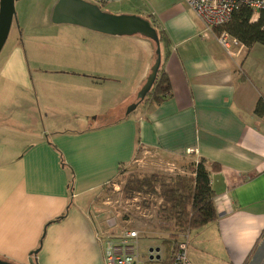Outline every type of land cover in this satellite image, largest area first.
Instances as JSON below:
<instances>
[{
  "label": "crops",
  "instance_id": "crops-1",
  "mask_svg": "<svg viewBox=\"0 0 264 264\" xmlns=\"http://www.w3.org/2000/svg\"><path fill=\"white\" fill-rule=\"evenodd\" d=\"M57 1L15 2L0 52V264H102L120 233L96 202L139 150L153 153L140 159L152 174L204 161L217 218L187 233L191 264H264V45L225 50L182 0H107L103 11L146 19L166 40L170 97L126 114L155 44L53 24Z\"/></svg>",
  "mask_w": 264,
  "mask_h": 264
},
{
  "label": "trees",
  "instance_id": "trees-1",
  "mask_svg": "<svg viewBox=\"0 0 264 264\" xmlns=\"http://www.w3.org/2000/svg\"><path fill=\"white\" fill-rule=\"evenodd\" d=\"M100 8L102 10L103 7ZM251 19L252 12L246 7H241L234 13L230 22L213 30L217 34L222 31L227 32L247 48L254 44L264 45V11L259 13V18L255 22H252ZM153 28L156 30L161 45L166 41L165 36L154 26ZM170 95L169 81L160 63L156 79L146 96H150L151 102L154 104H160ZM142 101L137 99L136 103L140 104ZM254 113L259 117H264L263 99L257 102ZM124 167L120 168V172ZM188 169L189 176L169 177L156 173L143 177L131 175L127 178L123 188L125 199L141 195L155 196L162 200L158 211L161 219L159 222L161 230L168 233L167 240H163L164 250L166 249L168 253L171 251V255L175 250L176 243L181 240L183 235H187L191 230L205 227L217 218L213 204L214 193L204 161L200 160L196 164L191 163ZM164 261V263L168 261L166 256ZM171 262L172 256L169 260V263Z\"/></svg>",
  "mask_w": 264,
  "mask_h": 264
},
{
  "label": "rangeland",
  "instance_id": "rangeland-1",
  "mask_svg": "<svg viewBox=\"0 0 264 264\" xmlns=\"http://www.w3.org/2000/svg\"><path fill=\"white\" fill-rule=\"evenodd\" d=\"M100 7L103 6L100 5ZM83 32L84 31L81 32L78 29V34L76 38L77 37L82 38L83 36H85L86 34H84ZM14 33H15V28L11 30L10 33L11 38L14 36ZM19 33L21 34L20 30ZM20 34H18V37H20L19 36ZM139 36L141 35L136 34L129 37L138 38ZM148 41L149 44H151V41L149 39ZM45 42L49 43L47 41ZM29 46L31 45L29 44ZM140 52H141L140 49L136 50L137 63L134 64L136 66L134 77H136L135 75L139 73V70L141 68L140 57H139ZM35 55L36 54H34V56ZM137 94L135 95L136 100H137ZM132 104L135 103L133 102ZM132 104H129L126 107L125 110L126 113L128 107ZM152 157H153V153L151 152L145 153L142 150H139L136 154L135 161H133L128 166H125L124 169L121 171L120 176L117 179H115L112 182V184H109L108 187L104 188L103 192L101 193V195L99 196L96 202V205L99 207V209H97L98 212L104 210L107 211L109 218H116L117 225L114 228V232L121 233L126 230H134L138 232L139 234L138 250L143 258L149 257L150 248L153 249L159 248L161 250L160 252L163 259H165L166 256L168 260L166 261V264H170L169 260H171V253H170L171 251L168 253L166 249L164 250L165 245L163 244V240H167L168 233H165L164 231L161 230L160 228L161 225L159 222L161 219L158 211H159V205L161 204L162 200L155 196L147 197L141 195H136L132 199H125L123 193V188L129 176L137 175L138 177H143L144 175L152 174L146 169V167L142 166L144 163L140 162V159L146 161V160H151ZM190 165L191 163H188L183 168L184 171L188 173V175L186 176L190 175V171L188 169ZM159 175H164V174H159ZM164 176H168V175H164Z\"/></svg>",
  "mask_w": 264,
  "mask_h": 264
},
{
  "label": "water",
  "instance_id": "water-1",
  "mask_svg": "<svg viewBox=\"0 0 264 264\" xmlns=\"http://www.w3.org/2000/svg\"><path fill=\"white\" fill-rule=\"evenodd\" d=\"M17 1L19 0H0V52L8 38L15 15L14 4ZM51 22L56 25L78 26L108 36L129 37L137 34L151 40L156 47V59L145 84L137 94L139 101L145 98L156 79L161 63L158 36L148 20L135 15H114L102 11L99 6L86 0H58L52 9ZM137 105L135 103L129 106L126 114L133 111ZM159 251V248L149 249V253Z\"/></svg>",
  "mask_w": 264,
  "mask_h": 264
},
{
  "label": "built area",
  "instance_id": "built-area-1",
  "mask_svg": "<svg viewBox=\"0 0 264 264\" xmlns=\"http://www.w3.org/2000/svg\"><path fill=\"white\" fill-rule=\"evenodd\" d=\"M100 6L107 0H89ZM203 21L206 28L213 30L231 21L234 13L241 7H246L252 16L264 11V0H182ZM218 43L227 51L238 44V41L227 32L222 31L217 36ZM139 234L134 230H126L105 240L102 264H166L161 252L149 253L143 258L138 252ZM150 256L152 258L150 259ZM170 264H191L187 257V235H183L176 243Z\"/></svg>",
  "mask_w": 264,
  "mask_h": 264
}]
</instances>
